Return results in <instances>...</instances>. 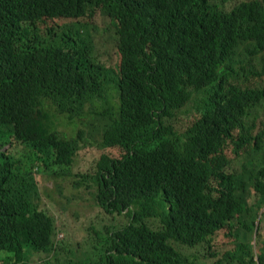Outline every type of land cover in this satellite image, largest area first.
I'll return each instance as SVG.
<instances>
[{
	"label": "trees",
	"instance_id": "16d2710c",
	"mask_svg": "<svg viewBox=\"0 0 264 264\" xmlns=\"http://www.w3.org/2000/svg\"><path fill=\"white\" fill-rule=\"evenodd\" d=\"M99 14L118 70L81 31ZM98 102L96 132L118 157L58 129ZM43 172L94 187L98 216L127 222L92 220L68 248L36 203ZM263 209L264 0H0V264L66 251L88 255L67 264H264Z\"/></svg>",
	"mask_w": 264,
	"mask_h": 264
},
{
	"label": "rangeland",
	"instance_id": "374dc122",
	"mask_svg": "<svg viewBox=\"0 0 264 264\" xmlns=\"http://www.w3.org/2000/svg\"><path fill=\"white\" fill-rule=\"evenodd\" d=\"M73 19L68 20H49V28L59 30L62 26L75 25ZM81 24H86V27L81 28L82 33L87 40L93 45L92 55L102 63L108 65L110 62L113 67L118 70L120 66V54L116 50V40L114 30L110 25V20L99 14L94 21L87 19L79 20ZM47 108L56 113V108L51 101H46ZM106 107L101 102L95 106L87 108V112L82 119H76L74 123L70 122L66 116H58V129L64 132L67 137L75 136L78 130L82 131V147L90 154L89 156L100 157L104 152L113 157H118L122 151L119 148H113L103 144L100 133L96 132V128L101 126L103 109ZM196 113V110L187 109L183 112L184 117H190ZM27 151V150H26ZM76 157V163L83 159V156ZM228 155L233 158L234 150L231 147L228 150ZM75 172V168L72 169ZM39 189L36 196V203L40 199V206L46 207L52 213L59 215L58 226L60 235L64 234L62 239H65L68 248L75 247L78 244L85 246V243L90 239V224L91 221L105 223V226L112 228V225H123L127 222L126 215H118L101 218L98 216L96 206L93 201L94 187L86 188L78 187L74 183L76 179L73 176L53 175L50 172L38 174ZM78 180V178H77ZM264 212V210H263ZM264 225V224H263ZM63 236V235H61ZM260 238L264 240V229L261 230ZM61 239V240H62ZM231 244L235 245L234 239H231ZM203 252V250H202ZM88 255L81 251L64 252L59 255V264H67L70 261H79L87 258ZM200 261L205 260L202 254H199ZM46 254H36L33 258V263L38 264L49 260Z\"/></svg>",
	"mask_w": 264,
	"mask_h": 264
},
{
	"label": "clouds",
	"instance_id": "9594fccd",
	"mask_svg": "<svg viewBox=\"0 0 264 264\" xmlns=\"http://www.w3.org/2000/svg\"><path fill=\"white\" fill-rule=\"evenodd\" d=\"M264 210V209H263ZM261 213H263V211L261 212ZM260 220H261V217H260ZM257 227H259V222L257 223ZM256 233H257V229H256V232H255V235H256ZM256 247V246H255ZM257 259V261H258V257H256ZM259 262V261H258Z\"/></svg>",
	"mask_w": 264,
	"mask_h": 264
}]
</instances>
